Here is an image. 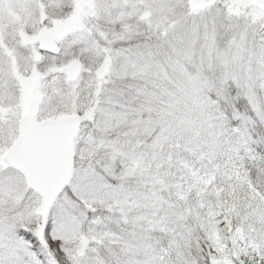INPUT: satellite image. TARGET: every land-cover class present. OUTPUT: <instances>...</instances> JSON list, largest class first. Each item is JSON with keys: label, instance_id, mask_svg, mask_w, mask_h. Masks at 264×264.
<instances>
[{"label": "snow or ice", "instance_id": "obj_1", "mask_svg": "<svg viewBox=\"0 0 264 264\" xmlns=\"http://www.w3.org/2000/svg\"><path fill=\"white\" fill-rule=\"evenodd\" d=\"M0 264H264V0H0Z\"/></svg>", "mask_w": 264, "mask_h": 264}]
</instances>
